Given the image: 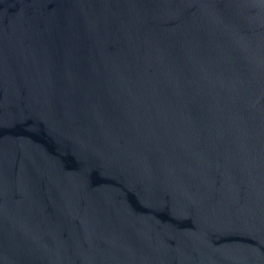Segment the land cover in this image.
Instances as JSON below:
<instances>
[{"label":"water","instance_id":"obj_1","mask_svg":"<svg viewBox=\"0 0 264 264\" xmlns=\"http://www.w3.org/2000/svg\"><path fill=\"white\" fill-rule=\"evenodd\" d=\"M0 264H264V0H0Z\"/></svg>","mask_w":264,"mask_h":264}]
</instances>
